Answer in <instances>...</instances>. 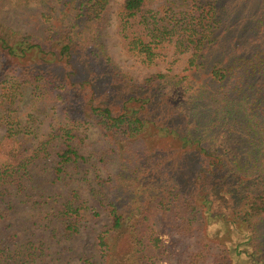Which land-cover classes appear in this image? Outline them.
<instances>
[{
  "label": "trees",
  "instance_id": "1",
  "mask_svg": "<svg viewBox=\"0 0 264 264\" xmlns=\"http://www.w3.org/2000/svg\"><path fill=\"white\" fill-rule=\"evenodd\" d=\"M51 1L39 12L45 34L0 18V195L20 184L55 138L60 174L82 157L71 127L93 126L103 142L90 155L113 159L97 264H155L162 245L151 220L158 213L196 224L199 244L188 264H230L232 249L245 251L240 244L264 264V0H202L181 10L177 24L149 22L142 13L149 0H121L117 31L128 51L151 62L175 34L174 48L188 52L183 72L155 71L139 81L104 51L98 29L108 0ZM139 13L143 26L134 34ZM95 60L104 68L97 73ZM25 88L31 109L57 108L58 123L29 153L21 143L34 138L10 111ZM57 211L63 229L76 231L77 202L67 199ZM212 219L224 231H212ZM22 255L0 254V264H31Z\"/></svg>",
  "mask_w": 264,
  "mask_h": 264
},
{
  "label": "rangeland",
  "instance_id": "2",
  "mask_svg": "<svg viewBox=\"0 0 264 264\" xmlns=\"http://www.w3.org/2000/svg\"><path fill=\"white\" fill-rule=\"evenodd\" d=\"M51 2L0 0V18L13 28L45 34L39 12L46 11ZM120 2L121 0H108L98 29L104 51L119 70L137 81L155 71L172 74L183 72L188 52H178L174 48L175 34L169 42L164 41L161 47L154 49L157 55L151 62H146L137 53L126 49L117 31V10ZM200 2L202 0H149L142 13L149 22L177 24L184 18L183 11H189L191 5ZM142 26V15L139 13L133 19V33L140 34ZM77 60L80 63L82 61L79 57ZM91 64L96 73L104 69L100 61L95 60ZM4 83L5 81H1L0 87ZM28 92L29 89L25 88L10 110L18 117L19 124L28 130L29 137L34 138L32 142L22 141L24 153H29L36 140L51 126L58 124L55 122L57 108L41 105L34 112L31 109V94ZM71 131L75 134L71 143L81 158L69 163L57 174L54 170L55 150L62 144L60 139L55 138L48 145L46 156L37 157L29 163L20 184L7 185L0 195L2 256L22 250L21 258L31 264L98 263L99 252L95 238L109 223V214L103 202L110 195L107 173L113 168V159L97 162L90 155L95 146L103 142L102 135L93 126L76 125L71 127ZM3 160L4 156L0 153V162ZM67 199L75 200L78 204V214L75 217L77 229L71 233L63 229L60 212L57 211L59 204ZM151 221V228L161 239L162 245L155 264H188L190 253L199 244L196 224L183 225L173 214L163 217L159 213ZM211 221L214 222L212 231H224L223 223L217 219ZM239 248L246 252L238 253L232 249L230 264H258V253L251 251L248 244H240Z\"/></svg>",
  "mask_w": 264,
  "mask_h": 264
}]
</instances>
